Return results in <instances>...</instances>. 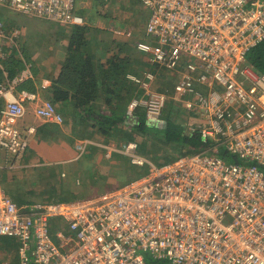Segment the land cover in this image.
<instances>
[{"label":"built area","instance_id":"1","mask_svg":"<svg viewBox=\"0 0 264 264\" xmlns=\"http://www.w3.org/2000/svg\"><path fill=\"white\" fill-rule=\"evenodd\" d=\"M138 2L149 18L137 49L180 75L175 97L197 124L188 130L211 145L163 164L142 156L136 140L107 146L106 156L117 151L146 172L69 201L21 202L0 183V236L16 242V264H147L146 253L168 264H264V73L248 63L249 52L264 41V0ZM78 4L0 0V7L63 25L85 23ZM19 34L8 33L0 19V69L7 79L0 82L6 101L0 147L14 153L28 147L17 122L34 99L17 91L29 69L12 78L5 70ZM127 77L144 92L131 99L128 114L143 107L147 122L161 121L169 97L150 89L151 68ZM33 113L64 121L52 101L38 103ZM88 143L81 140L79 149ZM221 149L243 163L229 161Z\"/></svg>","mask_w":264,"mask_h":264},{"label":"crops","instance_id":"2","mask_svg":"<svg viewBox=\"0 0 264 264\" xmlns=\"http://www.w3.org/2000/svg\"><path fill=\"white\" fill-rule=\"evenodd\" d=\"M0 12H3L2 14L0 13V19L6 20L3 15L7 11H2V9H0ZM85 17L87 19V15ZM24 31L20 32L23 36L26 35V31ZM41 33H44V31ZM66 36L63 37L64 42L58 41L53 45L48 46L50 48L47 47L50 51L47 56H40V53L45 50V47L38 49V47L35 46L30 48L29 45L27 47L30 50L31 56L29 60H27L23 54L19 55L17 52H11L13 53V59L15 58V60L18 59L22 61L23 65V68L14 75L18 76L26 69H29L30 71L28 78L17 86V91H30L34 95V99L27 103V106L30 108L27 112V116L20 119L17 124L23 130H25L26 127L34 126L35 132L31 134L27 133L26 138L28 139V147L24 150L25 152L23 154L18 155L13 161H11V163H9V159H6L7 163L2 164V154L0 153V170H2L0 171V183L15 197L22 196L24 200L26 199L29 202L32 201L31 203H34V201H53L58 197L69 196L70 194L73 195L72 198L70 195V200L92 196L102 192L99 188H97L96 183H101L104 186L106 185L105 187L107 188L121 184L120 182H117L119 177L123 178L126 175L130 177V174H133L134 172L129 169L127 163H125L126 159H124V156L119 152L111 151L109 157L106 156V153L109 152L106 147L113 145L120 148L123 143L129 140H136L138 143H141L145 137H143L140 133L138 134L133 132L131 126L129 125L138 123V120H140V117L142 116L145 119L146 125H153V127L157 128H163L168 122V114H165L166 109L163 112V118L161 121L154 122L153 124L147 122L146 112L143 107H140V109L138 108L132 116L128 114L127 108L131 99L141 95L144 96V92L141 91L139 85H137V87L140 90V95H133L128 97V99L126 98V101L124 100V102H121L124 104H120L119 101L116 100V110L122 113L125 117L124 122L120 125H123L124 129H127H125V131H123V133L119 136H116V138L111 140H105L104 138L94 135V142H98V144L89 145L84 149H79L81 140H88L91 144L94 142L85 138L86 135L78 132L79 130L76 126L78 125V122L76 121L75 116L68 119L65 117L64 112L61 111L64 117V121L62 123H59L54 119L47 121L46 119L37 117L33 113V107L38 103L41 104L43 101L54 102V96L52 95L54 88L56 89L60 86L67 88V91H72L71 88L60 85V83L55 80L60 77L62 63L67 55L66 42L68 35ZM125 38L126 37L123 39ZM89 39L90 42L83 46V51L86 56L91 57L94 67H96L97 70L100 69V65L104 67L105 64L108 63V59L112 56L118 55L122 57L123 54L125 55L130 53L129 57L132 60L135 59L136 61L135 66L141 65L143 68V70L138 72L144 73L151 68V71L155 74V79L150 85L151 90L156 88L155 81L157 80L159 82V86L155 91L166 93L168 90L166 89V86L167 88L173 87V85L175 87L176 83L180 79L179 74L171 73L164 67L151 63L149 56L142 51H140L142 52L140 53L137 48L134 53L125 50L119 52V45L123 42V39L117 32L113 31L109 33L106 29L103 31L102 29L94 26V29L89 33ZM7 69L9 70L8 63L5 62V70L8 75H11L10 77H15L12 76V74H9ZM135 71L133 70V72ZM138 72L137 74L140 75L141 73ZM66 73V76L74 77L77 76V74L80 76L82 74L81 67L70 61L68 71ZM6 80L4 72L0 69V82H5ZM128 81L133 83L129 79ZM169 84L171 85L169 86ZM105 99V96H103L101 102L99 103L101 108L110 105L105 104ZM57 102L58 101H55L54 103L57 107H59V102ZM5 103L6 101L0 98V116L1 109L4 107ZM168 104L175 107L178 112V115L175 117L178 118L182 125H185L187 129H189V125L197 127L196 118L187 111L183 103L178 101L176 97L169 98ZM168 104L166 107H168ZM68 130H72V134L69 137L67 134ZM73 134H75V136ZM99 144L103 145V147ZM173 154L175 156L169 153L170 157H174L173 159L180 155L177 152H174ZM158 155L160 156V154ZM162 159L163 158H161V160ZM162 161L164 162V159ZM87 164L92 167H86L85 165ZM101 165L104 167L103 169H101ZM123 165H126L125 171L120 170V167H118H123ZM9 167H11L10 169L14 168L15 173H17L14 179L10 177L11 175L7 171V168ZM15 173H13V176ZM43 175L47 178L45 182L43 181L41 184L42 186H35L37 185L38 179H41L40 177ZM61 176H65L66 178L59 179ZM93 176L101 181L92 182ZM32 178L37 180V182H33V184H35L34 186H32L31 183H28V180ZM47 185H49L50 188H48ZM29 189L31 190L29 191ZM29 192L31 194L36 193V196H31Z\"/></svg>","mask_w":264,"mask_h":264},{"label":"trees","instance_id":"3","mask_svg":"<svg viewBox=\"0 0 264 264\" xmlns=\"http://www.w3.org/2000/svg\"><path fill=\"white\" fill-rule=\"evenodd\" d=\"M135 1L138 2V0ZM83 16L85 18V23L83 25L67 26L38 17L40 19L38 21L46 25V29H39L37 31H45L47 33L57 32V35L55 34L54 36L50 37L52 40V42H50L51 45L58 41L64 42L63 37H65L66 34L68 35L66 42L67 55L62 63L60 77L56 78L55 80L59 82L60 85L71 88L72 91H67V88L60 86L59 88H54L52 91L54 100L59 102L57 103L59 104L58 108L60 112L63 111L65 117L68 119L73 116L76 117L75 119L78 122V125H76L79 130L78 132H80V134L86 135L85 138L89 139L93 138L94 135H97L98 137L104 138L105 140H111L116 138V136H119L121 133H123V131H125V129H127H124L123 125H120L124 122L125 117L122 113L116 110V100H118L120 104H124L121 102H124L126 98L128 99V97L133 95H140V90L137 87V84L129 82L126 73L131 69V65L134 67V71L137 70L135 73L143 70V68L141 65L134 66V64L131 62L132 59L129 57L130 53H128L125 55L123 54L122 57L118 55L112 56L110 59H108V63H106L104 67L100 65V69L97 70V68L94 67L91 57L86 56L85 52L83 51V46L90 42L89 33L94 29V26L92 25L93 20L90 19L89 15H87V19L85 17L86 15ZM133 16L136 17L132 18ZM148 18L149 16L147 10L144 7H141L136 13L131 15L129 14L125 21L123 20L119 23H114V28L122 29L124 34L127 33V35H125V37H127L125 38L127 41L120 43L119 52L125 50L134 53V51H136L137 42L140 40L137 37V35L140 33L138 28H141L138 24L141 22L143 24L142 28H144ZM5 19L7 20L6 27L8 33L11 30H18L19 32L24 31V29L19 25H14L17 24L14 23L16 19ZM63 32H66V34L62 35ZM42 38L34 40L33 35H30L29 37L25 35L24 37L20 34L18 40L19 44L16 47L11 48L10 51L17 52L19 55L23 54V56L25 55L24 57L29 60V58H31L30 50L26 47V45L32 41H40ZM70 61L81 67L82 74L80 76L78 74L74 77L66 76ZM6 62L8 63L9 68V70H7L9 71V74H12V76H15L14 74L18 73V71L23 68L22 61L18 59L15 60V58L13 59V53H11ZM248 63L255 70L264 73V41L249 52ZM103 96L106 98L105 104L110 105L101 108L99 103L101 102ZM165 109V114H168V122L163 128L146 125L143 116L140 117V120H138L139 124L134 123V125H129L131 126L133 132L138 134L140 133L143 137H145V139L139 143V153L142 156L150 158L156 164H163L165 161L169 162L174 158H170L169 155H167V157H160L158 155L163 152V149L166 150L168 147H171L173 152H177L180 155H185L204 151L209 145H211V140L204 141L198 131H190L185 127V125H182L181 121L175 117L178 115V112L174 106L168 104V107ZM225 152L226 151L224 149H221L220 154L227 157L229 161L233 162L234 159L236 162L243 163V160L239 157L234 155L228 156ZM169 153L170 152H168V154ZM161 158H164V162L162 161L163 159L161 160ZM125 163H127L131 171H136L137 169L143 170H137L135 175L130 174L129 179L137 175L144 174L147 170L145 167L132 164L128 159H126ZM118 167H120V170L125 171L126 169V165H123V167ZM70 195L72 198L73 195ZM70 195L61 196L54 200L69 201L71 199ZM15 198L23 202H29L26 199L24 200L22 196H17ZM11 242L12 244H16L14 240H11ZM163 263L165 264V262Z\"/></svg>","mask_w":264,"mask_h":264},{"label":"rangeland","instance_id":"4","mask_svg":"<svg viewBox=\"0 0 264 264\" xmlns=\"http://www.w3.org/2000/svg\"><path fill=\"white\" fill-rule=\"evenodd\" d=\"M79 5H80V8H81L83 14L84 15H89L90 19L93 20L92 21V25L93 26L98 27V28L102 29L103 31H104V29H106L107 31H109V33L113 32V31L117 32L118 34L121 35L122 39L125 37V35H127V33L124 34L123 32L119 31L121 29L114 28L113 27L114 23H119L120 21H123V20L125 21L126 17L128 18L129 14L131 15V14L136 13L137 10H139V8L142 7L135 0H79ZM0 9H2V11H7L3 15L5 18L16 19L14 23H17V24H14V25H19L20 27H22L26 31V35L27 36L33 35V39L34 40L43 37L42 39H40V41H32V42H30L29 44L26 45V47H28V45H29L30 48L32 46H35V47H38V49L45 47L44 48L45 50H43L40 53V56H47L49 54L50 51L48 50V48H50V47H48V46H51L50 42H52L50 37L54 36L55 34L57 35V32L47 33V32L44 31V33H41L42 31H37V30H39V29L45 30L46 29V25H44L40 21H38V20H40L38 17H34L33 15H28V14H24V13L13 12V11L8 10V9H3V8H0ZM142 10L144 11L143 8H142ZM0 13L2 14L3 12H0ZM134 17H136V16H133L132 18H134ZM1 20L6 24V20H3V19H1ZM139 23L140 24H138V25H140L141 28H138L140 33L137 35V37H138V39H142V38H144V28H145V26H144V28H142L143 24L141 22H139ZM128 24L130 25L129 22H128ZM115 29H118V30H115ZM31 33H33V34H31ZM64 34H66V32H63L62 35H64ZM123 41H127V40L123 39ZM140 53H142V52H140ZM131 62H132V64H134V66L136 65L135 59H133ZM133 70H134V68L131 66V69L126 73L127 76H128V74H135V72H133ZM139 73H141V72H139ZM170 85L171 84H169V86ZM158 86H159V82L156 80L155 81V87L157 88ZM173 87H174V85H173ZM173 87L167 88V86H166V89H168L167 90L168 93L167 92L166 93H167L169 98H175V93H173V91H174ZM156 88L153 89V87H152V89L154 91L156 90ZM166 89H165V91H166ZM151 126H153V125H151ZM24 133L27 134L26 129L24 130ZM67 134H68V137H69L72 134V130H68ZM73 135L75 136V134H73ZM89 140L93 141V142L95 141L94 138H89ZM210 142H212V141H210ZM96 143H98V142H94V144H96ZM94 144L88 143L87 146L94 145ZM94 151H98V150H94ZM24 152L25 151H21L20 153H14V152L7 151L6 149L0 147V153L2 154V160H1L2 162L1 163L2 164H6L7 163L6 159H9L10 160L9 163H11V161H13L18 155L23 154ZM168 152H170V154L174 155L173 154L174 152L172 151V148L168 147V149H166V150L163 149V152L160 153V156L161 157H167V155H169ZM171 157H173V156H171ZM146 158H148V157H146ZM124 159H127V158L124 157ZM148 159L151 160L150 158H148ZM165 159H169V158H165ZM233 161H234V159H233ZM85 166L88 167V168L92 167V166L90 167L89 164H87ZM10 168L11 167L7 168V171L10 173V175H11L10 177L14 179L16 177L15 175L17 173H15L14 168H12V169H10ZM103 168L104 167L101 165V169H103ZM137 170H142V169H137ZM137 170L133 171L134 172L133 175H135L137 173ZM0 171H2V170H0ZM8 172H7V174H8ZM13 173H15L14 176H13ZM127 176L128 175L124 176L123 178L119 177V179H117V182H120L121 184H123L125 182H128L132 178H134V177H132L131 179H129L128 178L129 176L128 177ZM40 178L41 179H38V182H37V180H35L33 178L29 179L28 183H31L32 186H34L35 184H33V182H37V185H35V186H38V185L40 186L43 183V181L45 182V180L47 179L45 177V175L41 176ZM63 178H66V177L65 176H61L59 179H63ZM94 181H101V180L97 179L96 177L94 178V176H93L92 177V182H94ZM49 185H47L48 188H50ZM96 186L101 191L108 189L107 187H105L106 185L104 186L101 183H96ZM30 190L31 189H29V191ZM10 194L12 196H14L12 193H10ZM35 194L36 193H34V194L30 193L31 196H36ZM18 201H20V200H18ZM34 202H36V201H34ZM11 240H13V239H11L9 237H5V236H0V264H8L9 261H12L11 264H16V262H17L16 261L17 256H18L17 255V249H16L17 244H12ZM145 259H146L147 264H164L161 261L155 260L151 256L150 253H146ZM165 264H168V263L165 262Z\"/></svg>","mask_w":264,"mask_h":264}]
</instances>
